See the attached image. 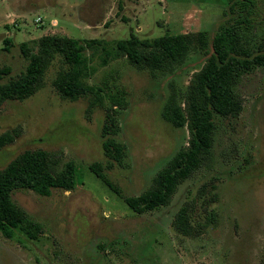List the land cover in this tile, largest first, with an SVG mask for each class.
<instances>
[{
	"label": "rangeland",
	"instance_id": "obj_1",
	"mask_svg": "<svg viewBox=\"0 0 264 264\" xmlns=\"http://www.w3.org/2000/svg\"><path fill=\"white\" fill-rule=\"evenodd\" d=\"M228 1L0 0V67L12 68L4 81L27 68L23 42L58 35L113 43L132 34L154 38L199 31L212 38ZM253 39L264 50V0ZM58 58L34 95L3 104L0 134L11 130L16 137L0 151V169L25 151L43 149L61 167L73 162L84 183L54 189L50 196L16 190L13 198L39 228L38 237L20 228L12 237L0 231V264H264V65L244 75L236 88L241 112L217 118L211 161L179 185L168 205L137 213L123 196L148 190L189 144L187 125L175 126L163 108L172 89L185 107L193 73L206 56L192 50L171 74L138 67L124 55L106 65L94 56L89 82L126 92V106L113 112L115 133L107 136L106 107H92L89 96H61L54 84L62 65ZM108 137L125 145L120 161L106 157ZM94 163L103 164L117 190L92 171ZM182 208L192 225L189 235L174 224ZM211 211L215 222L208 224ZM199 223L208 227L201 230Z\"/></svg>",
	"mask_w": 264,
	"mask_h": 264
},
{
	"label": "trees",
	"instance_id": "obj_2",
	"mask_svg": "<svg viewBox=\"0 0 264 264\" xmlns=\"http://www.w3.org/2000/svg\"><path fill=\"white\" fill-rule=\"evenodd\" d=\"M258 4L259 0H229L222 24L212 38L207 31H199L154 38L132 34L113 43L58 35L23 42L22 53L28 59L26 70L5 82L12 68L0 67V111L9 100H25L34 95L43 85L48 68L59 57L62 65L54 84L61 96L70 100L89 96L92 107H106L108 122L103 133L107 136L115 133L113 112L126 106V92L118 86L111 88L107 82L103 85L89 82L96 71L91 63L94 56L98 55L101 64L106 65L111 57L124 55L138 67L171 74L185 63L192 50H199L206 61L193 73L185 107L172 89L163 108V116L175 126L187 125L189 144L158 173L148 190L136 196H123L134 212L159 209L172 201L181 183L211 161L217 118L237 116L241 112L243 99L236 88L244 75L264 65V50L253 39ZM87 50H91V54H87ZM15 137L11 130L0 134V151L13 143ZM103 147L111 161L122 159L125 145L108 137ZM91 169L106 185L118 189L107 178L102 163H94ZM79 182L84 183V180L73 162L61 167L54 156L43 149L25 151L0 169V231L12 237L14 230L20 228L29 237H38L39 228L34 229L35 224L26 210L13 198L16 190L29 189L50 196L54 189L72 190ZM215 216V211H211L208 224L215 222ZM174 224L184 235L191 234L187 208L179 211ZM208 224L199 223L198 227L204 230Z\"/></svg>",
	"mask_w": 264,
	"mask_h": 264
}]
</instances>
